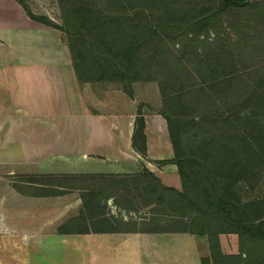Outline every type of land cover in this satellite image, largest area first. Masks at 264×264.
<instances>
[{"label":"crops","instance_id":"crops-1","mask_svg":"<svg viewBox=\"0 0 264 264\" xmlns=\"http://www.w3.org/2000/svg\"><path fill=\"white\" fill-rule=\"evenodd\" d=\"M37 25L57 32L66 57L50 58ZM136 83L132 97L120 83L80 82L61 31L19 0H0V264H229L239 253L237 234H220L222 254L211 255L207 236L190 233L150 191L146 204L113 186L148 169L179 189L163 177L177 166L159 163L174 157L159 119L143 111L148 155L133 147ZM224 236L237 237L235 249Z\"/></svg>","mask_w":264,"mask_h":264},{"label":"trees","instance_id":"trees-1","mask_svg":"<svg viewBox=\"0 0 264 264\" xmlns=\"http://www.w3.org/2000/svg\"><path fill=\"white\" fill-rule=\"evenodd\" d=\"M57 1L61 23L19 0L61 31L80 82L120 83L132 97L136 82L159 86L174 149L159 163L177 166L181 189L145 169L155 202L206 235L211 255L234 233L229 264H264V196L242 194L264 177V0ZM143 108L132 144L146 157Z\"/></svg>","mask_w":264,"mask_h":264},{"label":"rangeland","instance_id":"rangeland-1","mask_svg":"<svg viewBox=\"0 0 264 264\" xmlns=\"http://www.w3.org/2000/svg\"><path fill=\"white\" fill-rule=\"evenodd\" d=\"M33 1H35L37 3L40 2V4H41V6L36 7L37 12L46 11L53 18V20H55L58 23H61L60 11H58V7H57V0H33ZM188 12H190V11H188ZM40 29H41L40 26L37 25L35 31H36L37 35H40V36L47 39V42H48L47 44L49 47L47 50V53L49 54L50 58L51 59H59L62 57H66L65 56L66 52L64 50L60 51L59 48L57 47L56 43H55L56 39L58 37L57 32H53V31L52 32H46V31H42ZM228 31L231 35L234 34L231 29H228ZM214 36H215V34L211 35L212 38ZM233 37H235V35H233ZM177 46H179V45H177ZM67 59L70 60V55H68V54H67ZM135 87H136V100L140 101V103L142 102L145 104L143 111L149 115L148 117H149L151 123L152 124L153 123L158 124L156 119H159L158 121H160V123H162V127H163L165 137L167 136L170 138V136H168L169 131H168L166 120L164 118L162 119V118L155 116V115H157V113H155V112H157L156 109L160 108L161 103H162V95H161L158 84L156 82L140 81V82H137L135 84ZM37 166L44 167L43 165H37ZM45 166H47V165H45ZM140 171L141 172L139 173V176L141 175V177H139V178H133L134 176L131 178H117V179H114L112 184H113V186L117 185V187H120L122 190H124L127 193V195L128 194L131 195L133 197V199H135V200H137V198H140L142 200L145 199L144 203H146V204L149 203V201H150V203H152L151 199H153V198L149 194V191L151 192L153 197H154V194L152 193L147 181L142 177V175L145 174V173H143L144 169H141ZM133 175H135V174H133ZM163 177H164V180L166 183L176 184L177 187H179V189H181L180 176L178 173V169L176 167L174 169V172H168V173L164 174ZM149 178H151V177L149 176ZM14 180L20 181L22 179H21V177H19V178L14 179ZM36 181H40V179H37ZM43 181L47 182V180H43ZM40 182H42V181H40ZM52 182L58 183V180L52 181ZM115 189H116V187H115ZM140 193H146V194L140 195ZM242 194L252 196V197L264 196V177L261 181L260 186L257 187L256 190L251 192V191H248L247 189H243ZM181 220H183V219H181ZM227 238H228V240H227ZM224 239L227 242V244H229V247H230L229 250L227 249L228 252L236 248L237 243H238L236 236H226V237L224 236ZM222 259L223 260L220 261L221 264H228L226 257H224ZM168 263H169V261H168Z\"/></svg>","mask_w":264,"mask_h":264}]
</instances>
